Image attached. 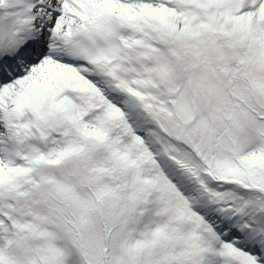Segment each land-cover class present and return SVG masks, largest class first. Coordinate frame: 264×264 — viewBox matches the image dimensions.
I'll use <instances>...</instances> for the list:
<instances>
[{"label":"snow or ice","instance_id":"6c2138e0","mask_svg":"<svg viewBox=\"0 0 264 264\" xmlns=\"http://www.w3.org/2000/svg\"><path fill=\"white\" fill-rule=\"evenodd\" d=\"M0 264H264V0H0Z\"/></svg>","mask_w":264,"mask_h":264}]
</instances>
